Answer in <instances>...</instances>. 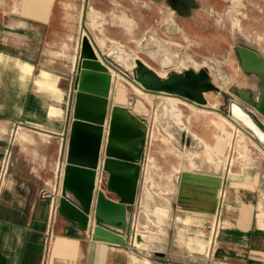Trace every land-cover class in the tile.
<instances>
[{"label": "crops", "instance_id": "1", "mask_svg": "<svg viewBox=\"0 0 264 264\" xmlns=\"http://www.w3.org/2000/svg\"><path fill=\"white\" fill-rule=\"evenodd\" d=\"M195 1L196 18L185 19L161 0H0V264H264V146L228 111L237 101L264 127V118L234 93L249 91L256 102L260 78L241 63L232 77L215 66L203 69L213 85L204 92V104L172 95L186 128L176 126L178 138L189 148L197 145L183 158L158 139L151 151L152 107L132 97L129 86L143 88L130 83L129 71L112 54L118 49L128 62L136 47L143 53L147 38L156 44L162 35L172 43L212 39L228 50L229 23L217 13L223 9L225 17L238 16L232 28L246 34L237 45L264 58V0ZM238 6L245 12L237 13ZM211 17L216 29L210 28ZM85 37L96 62L112 76L103 145L113 106L127 108L148 127L147 142L135 155L141 173L125 245L94 241L92 227L84 231L56 209ZM133 60L145 64L140 54ZM120 88L125 101L118 99ZM231 88L235 97L227 99L222 92ZM184 172L221 176L214 214L208 213L205 187L200 201L192 193L179 197ZM106 179L104 174L99 190L118 203ZM141 235L150 240L148 247L136 243L144 240Z\"/></svg>", "mask_w": 264, "mask_h": 264}, {"label": "water", "instance_id": "2", "mask_svg": "<svg viewBox=\"0 0 264 264\" xmlns=\"http://www.w3.org/2000/svg\"><path fill=\"white\" fill-rule=\"evenodd\" d=\"M165 1L184 18L190 17L192 11L198 8L195 0ZM236 52L243 70L260 78V95L255 102L249 91L236 88L234 93L264 118V58L244 43L238 44ZM88 61H93L98 66H90ZM96 61L97 57L88 39L83 38L74 82L76 98L72 110L73 119L67 134L66 164L57 207L61 215L73 220L84 231H89L92 227L94 241L125 245V235L131 230L128 214L136 203L141 173L140 156L136 158L135 155L147 142L148 128L127 108L113 106L107 140L105 146L103 145L112 76ZM134 80L148 92L176 95L197 104H204V92L213 88L205 70L198 73L187 70L161 78L140 61L134 70ZM228 111L232 119L249 130L264 146V139L261 137V134L264 135V127L254 115L237 101L230 103ZM104 174H107V191L117 195L118 203L105 198L104 193L99 190L97 179ZM221 185L220 175L184 172L181 174L179 197L192 193L200 201L203 197L199 195V191L205 187L209 195L204 200L210 202L212 207L208 213L214 214ZM95 199L96 204L93 207Z\"/></svg>", "mask_w": 264, "mask_h": 264}, {"label": "rangeland", "instance_id": "3", "mask_svg": "<svg viewBox=\"0 0 264 264\" xmlns=\"http://www.w3.org/2000/svg\"><path fill=\"white\" fill-rule=\"evenodd\" d=\"M238 1H240L239 3H237L239 5L242 3L241 1H245V0H238ZM161 2H164L168 6L165 0H161ZM227 7L230 8V5ZM235 9L237 10V13L245 12L241 6H238ZM198 11H199L198 8L193 10L190 17L185 19L196 18L195 14ZM217 13H219L220 15L219 17L222 16L224 21L227 18L228 21L227 20L226 21L229 23L228 29L230 30L229 36L231 37V43L229 44L228 50L224 45L219 44L217 42H213L212 39L210 41H207L205 38L190 39L187 37L185 38L186 44L181 41H178L177 43H172L169 40L168 36L162 35L161 42L156 44L150 43L149 38H147L145 44L141 46L144 48L143 53H138L137 52L138 49L136 47V50L130 52V59H128V62H127V58L124 57L118 49H116L112 54L115 56V59L120 64L124 65V69L129 71L131 78L129 80L130 83H135L132 74V68L133 66L137 67V62H135L133 58L139 54L142 57V60L145 61V64L149 68H151V70L153 71L155 70V72L162 78H165L166 76L173 73H178V74L184 73L187 70H193L196 73H198L200 70L203 69L213 71V69L216 68L215 66H219L218 68V70H220L219 72L223 74L226 73L227 76L232 77L234 71L239 70L240 68V62L236 52V47L238 46L237 40L245 33L243 30H242L243 33L239 31V28L236 29L232 28L231 20L232 18L238 16L231 15V19L229 18L230 15L225 17L224 16L225 11L223 9H221V11H217ZM215 18H217V16ZM238 24H239V20L236 19L235 25ZM215 27L217 26L215 24L214 17H211L210 28L213 29ZM198 28L200 32L201 28L200 27ZM197 33L198 32H195V34ZM243 40L244 39H242V41ZM215 54L221 55V58L212 57ZM134 86L135 87L129 86L130 88L129 90H131L130 92L132 97L138 98L140 96L141 99L146 104H149V106L151 105L152 107V110L150 108L151 113L149 120L152 123L153 130H152V134L149 136V141H148L149 148H152L151 151L152 152L155 151L153 148L154 147L156 148V141L158 139L160 145L164 146L165 148H168L169 150H172L173 152H176L179 157L187 158L186 156L187 151L192 150V148H196L197 145L196 143H194L193 147L189 148V146H186V142H187L186 139L182 140V138H178V134L176 133V126L177 129L181 132L185 131L186 128L182 125V121H181L182 111L177 105L178 103L177 100L175 99V96H172L170 94L167 95V94L148 92L138 87L136 83L134 84ZM136 87L138 89H136ZM232 90L233 88L227 90L225 93L222 92L225 98L231 99L232 97H235ZM117 93H118V99L120 101H125V91L122 88H120L117 89ZM158 96L163 99H173V101L176 103V111L174 113H171L170 116H166L165 114L159 113V108H158L159 106L154 102V99H157ZM151 157H154V155H151ZM139 228H140L139 232L145 231L143 227H139Z\"/></svg>", "mask_w": 264, "mask_h": 264}, {"label": "bare ground", "instance_id": "4", "mask_svg": "<svg viewBox=\"0 0 264 264\" xmlns=\"http://www.w3.org/2000/svg\"><path fill=\"white\" fill-rule=\"evenodd\" d=\"M260 39H261V37H260ZM154 101L156 103H158L159 113H161V114H165V115L168 116V115H170V113H172V111L175 110V102L173 100H171V99H163V98L158 96L157 99H154ZM235 110H236V112L240 113V111L237 108H235ZM261 137L264 139V135L261 134ZM97 180L99 182V177H98ZM141 236H142V238L144 240L141 241V242H136V243L137 244H144L146 247H148V245L150 243V240L147 241V239H146V237L144 235H141Z\"/></svg>", "mask_w": 264, "mask_h": 264}, {"label": "built area", "instance_id": "5", "mask_svg": "<svg viewBox=\"0 0 264 264\" xmlns=\"http://www.w3.org/2000/svg\"><path fill=\"white\" fill-rule=\"evenodd\" d=\"M98 177H99V176H98ZM102 180H103V177H101V178L99 177V182L97 181V183L100 184V183L102 182ZM56 209H58L57 206H56Z\"/></svg>", "mask_w": 264, "mask_h": 264}]
</instances>
